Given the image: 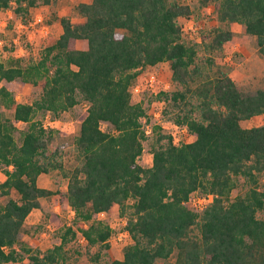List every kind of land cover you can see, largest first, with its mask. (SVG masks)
I'll return each instance as SVG.
<instances>
[{
  "label": "trees",
  "instance_id": "16d2710c",
  "mask_svg": "<svg viewBox=\"0 0 264 264\" xmlns=\"http://www.w3.org/2000/svg\"><path fill=\"white\" fill-rule=\"evenodd\" d=\"M51 1L0 0V9L11 6L25 20L30 7ZM196 1L211 3L220 22L241 23L264 55V0ZM72 9L82 20L58 16L61 31L37 58L0 60V80L39 81L41 88L26 102L0 84V194H17L0 204V264L23 256L25 264H80L65 247L77 231L85 253L98 261L111 227L96 214L113 204L130 241L120 257L100 264H154L171 254L172 261L159 264H264V217L257 216L264 209V123H239L264 113V87L240 88L217 64L231 30L215 26L197 41L186 40L178 21L191 12L184 0H82ZM163 60L174 88L158 91L161 112L189 132L187 141L175 142L158 123L146 128L143 106L130 100L138 68ZM81 101L85 113L73 138L77 162L66 168L58 147L49 149L51 129L35 114H57ZM148 136L151 161L141 165L137 158ZM52 170L66 179L64 189L37 184L40 173ZM239 179L245 189L230 197ZM192 192L212 198L195 209L188 201ZM52 195L70 206L72 222L59 242L31 250L22 243L25 217Z\"/></svg>",
  "mask_w": 264,
  "mask_h": 264
},
{
  "label": "rangeland",
  "instance_id": "374dc122",
  "mask_svg": "<svg viewBox=\"0 0 264 264\" xmlns=\"http://www.w3.org/2000/svg\"><path fill=\"white\" fill-rule=\"evenodd\" d=\"M77 1L80 0H54L48 4L37 3L31 7L26 19L33 21L34 15L40 13L41 20L34 27H38L39 23L45 24L47 32L45 34V30L39 32L34 30L35 36L30 38V42L26 40V33L29 32L30 28L19 29L17 26L19 19L23 18L16 16L11 11V6L0 9V60L5 64H24L29 55L37 58L42 48L51 43L57 36L58 22L55 18L57 15L68 13L73 21L78 19L72 10V6ZM184 1L191 7V12L186 16L178 17L183 37L189 41H197L201 33L212 27L229 28L231 37L224 42L222 52L218 56L216 55L217 64L226 69L240 88L264 87V55L257 50L255 36L245 32L243 25L239 22L224 23L218 21L211 3L200 7L196 0ZM198 53L199 55L203 54L202 49H199ZM0 84L5 85L17 101L29 102L38 97L41 90L39 81L31 84L29 82L21 83L18 80H0ZM173 88L174 83L170 79V69L166 60L138 68L137 74L129 85L130 100L140 102L145 110L147 117H141V121L147 119L146 128L150 123H158L161 129L170 132L174 141L178 143L189 140L191 135L182 125L172 123L162 114L161 109L164 102L158 95L160 90ZM85 108L86 102L81 101L59 111L57 114L47 110L35 114V118L41 121L45 127L51 129L52 138L49 149L54 146L58 147L62 165L66 168L72 167L77 162L73 149V138L78 132L79 122L85 113ZM6 114L10 115L8 112ZM239 123L242 126L264 123V113L241 119ZM25 125L24 122H17L19 129L24 128ZM100 126L103 129H110V126L105 122H101ZM14 135L19 141L18 131H14ZM149 139L148 136L142 141V150L137 158L141 165H148L151 161ZM3 178L4 174L0 166V180ZM65 181L66 179L59 174L58 170L42 172L37 177L38 185L51 189H64ZM244 189L245 185L239 179L236 186L231 189L230 197L236 193H241ZM9 197L17 198V194L12 190L0 194V204H3ZM51 213H56L57 218L52 219ZM72 213L70 206L66 203H59L54 195L40 198V207L32 209L25 218L22 243L31 250L42 251L59 242V233L65 225L72 222ZM257 216L264 217V209L257 211ZM96 219H101L111 225V232L108 237L109 247L101 253L98 261L93 262L85 253V241L77 231L75 237L71 238L65 247L68 248L71 255L76 256L80 264H100L111 258L120 257L122 245L130 241L129 236L123 233L124 218L118 214L116 204H113L106 211L98 212ZM91 249L93 250L94 247ZM172 260L173 254L166 260L156 258L154 264ZM25 262L26 258L23 256L14 264H25Z\"/></svg>",
  "mask_w": 264,
  "mask_h": 264
},
{
  "label": "crops",
  "instance_id": "0c3cea01",
  "mask_svg": "<svg viewBox=\"0 0 264 264\" xmlns=\"http://www.w3.org/2000/svg\"><path fill=\"white\" fill-rule=\"evenodd\" d=\"M80 1H82V0H80ZM83 1H88V0H83ZM52 2V1H51ZM78 2V1H77ZM44 4H48V3H44ZM75 4V3H74ZM32 7H34V6H32ZM30 10H31V7L28 9V14H27V16L26 17H28V15H29V12H30ZM73 10V9H72ZM12 11V10H11ZM75 13V12H74ZM63 14H66V15H68L69 17H70V15L68 14V13H63ZM63 14H59V15H57L55 18H56V20H57V17L58 16H60V15H63ZM77 15V14H76ZM17 16V15H16ZM78 16V15H77ZM26 17H25V20H23V19H19V21L17 22V26L19 27V29L20 28H25V29H27V28H30L29 29V32H27L26 33V40H28L29 42H30V38H32V37H34L35 36V31H37L38 30V32L39 31H43V30H45V34H46V32H47V29H46V25L45 24H42V23H39V25H38V27H34V25L36 24V23H38V21L39 20H41V15H40V13H36L35 15H34V17H33V21H30V20H27L26 19ZM71 19V18H70ZM72 21H73V19H71ZM75 20V19H74ZM80 20H82V17L81 16H78V19H76L75 21H80ZM56 22H58V20L56 21ZM35 30V31H34ZM56 30H57V35L59 34V32L61 31V27H60V25H59V23H57V27H56ZM44 34V33H43ZM57 37V36H56ZM255 115V114H254ZM249 118V117H248ZM255 125V124H254ZM40 207V206H39ZM38 207V208H39ZM33 209H35V208H33ZM32 210V209H31ZM30 210V211H31ZM29 211V212H30ZM100 212H102V211H100ZM56 214V213H55ZM27 216V215H26ZM26 218V217H25ZM25 221V220H24ZM23 237V236H22Z\"/></svg>",
  "mask_w": 264,
  "mask_h": 264
},
{
  "label": "built area",
  "instance_id": "2783aa9c",
  "mask_svg": "<svg viewBox=\"0 0 264 264\" xmlns=\"http://www.w3.org/2000/svg\"><path fill=\"white\" fill-rule=\"evenodd\" d=\"M148 131V129H146ZM212 198L211 193L207 194H197V193H191L188 197V201L195 209L202 208L203 205H205L207 202H209ZM124 224V223H122ZM111 226V225H110ZM123 233L127 235L126 231L123 230Z\"/></svg>",
  "mask_w": 264,
  "mask_h": 264
}]
</instances>
